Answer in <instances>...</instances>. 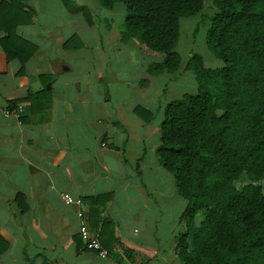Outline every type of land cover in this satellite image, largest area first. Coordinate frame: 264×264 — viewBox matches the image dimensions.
Returning <instances> with one entry per match:
<instances>
[{"label":"crops","instance_id":"crops-1","mask_svg":"<svg viewBox=\"0 0 264 264\" xmlns=\"http://www.w3.org/2000/svg\"><path fill=\"white\" fill-rule=\"evenodd\" d=\"M118 4L0 0V264H184L186 200L156 154L168 73L121 39ZM78 209L106 256L83 248Z\"/></svg>","mask_w":264,"mask_h":264},{"label":"trees","instance_id":"trees-1","mask_svg":"<svg viewBox=\"0 0 264 264\" xmlns=\"http://www.w3.org/2000/svg\"><path fill=\"white\" fill-rule=\"evenodd\" d=\"M97 1L106 8L124 4L121 39L163 55L149 65L150 75L181 67L180 18L205 6V0ZM210 1L205 42L223 65L206 67L200 55L189 56L185 68L195 72L197 91L165 105L156 154L186 200L185 231L177 239L183 263L264 264V0ZM241 178L247 182L238 187Z\"/></svg>","mask_w":264,"mask_h":264},{"label":"rangeland","instance_id":"rangeland-1","mask_svg":"<svg viewBox=\"0 0 264 264\" xmlns=\"http://www.w3.org/2000/svg\"><path fill=\"white\" fill-rule=\"evenodd\" d=\"M117 12L126 14L125 5L118 4ZM214 12L210 0H205L204 9L195 16H183L180 18V36L175 50L181 57V67L174 73H168L163 76L167 81L164 94L165 101L180 98L183 94H194L197 91V82L195 72L192 69H186L185 64L191 54H198L202 57L204 66L217 68L223 65L219 59L207 46L205 42V33L208 25V17ZM160 54V53H159ZM162 55V54H161ZM162 78V79H163ZM172 78V79H170ZM160 99V98H159ZM157 99V103L159 102ZM155 119L164 118V106L155 109ZM246 179L241 178L236 182L238 187L246 183ZM264 189V179L259 182Z\"/></svg>","mask_w":264,"mask_h":264},{"label":"built area","instance_id":"built-area-1","mask_svg":"<svg viewBox=\"0 0 264 264\" xmlns=\"http://www.w3.org/2000/svg\"><path fill=\"white\" fill-rule=\"evenodd\" d=\"M24 112L23 104H18L13 108H5L3 110V114L5 116H21ZM63 203L75 204L77 206L82 205V200L78 197H73L68 193H63L60 196ZM77 219H78V234L83 242V248L86 250H94L100 256H106L107 251L101 247L100 244V233L97 230H91L88 225V221L86 219L85 213L82 209H78L76 212Z\"/></svg>","mask_w":264,"mask_h":264}]
</instances>
